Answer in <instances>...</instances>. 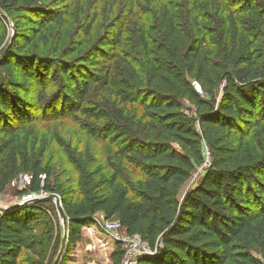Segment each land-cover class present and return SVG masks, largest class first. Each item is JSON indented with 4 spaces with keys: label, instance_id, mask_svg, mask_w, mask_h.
I'll return each instance as SVG.
<instances>
[{
    "label": "trees",
    "instance_id": "obj_1",
    "mask_svg": "<svg viewBox=\"0 0 264 264\" xmlns=\"http://www.w3.org/2000/svg\"><path fill=\"white\" fill-rule=\"evenodd\" d=\"M210 1L219 12L218 21L225 25L217 50L208 42L216 36L214 25H201L200 3L188 0L196 33L185 50L177 44L168 57L169 52L158 49L139 28L134 32L139 49L135 53L143 57L119 53L114 47L121 42L125 22L121 20L110 29L109 40L101 41V47L111 48L110 55L101 57L102 65L93 66L96 72L91 79L73 85L68 70L61 69L66 87L54 102L70 100L67 105L75 104L88 117L83 125L89 134L117 142L115 151L112 145L107 153L113 151L111 160L106 158V171L82 172L75 184L51 180L53 171L50 164H44L45 151L38 152L21 134L20 118L32 112L22 111L17 104V98L23 101L27 95L22 93L20 98L12 63L1 58L0 193L17 174L29 172V190L50 191L61 198L72 240L83 225L96 222V213L116 217L152 248V253L139 255L136 264H221L227 260L264 264V154L242 152L247 123L259 124L261 119L264 52L255 47V39H245L241 45L246 35L228 0ZM32 3L0 0V7L12 15L22 9L32 12ZM247 3L257 25L264 26V3ZM156 4L168 20L169 36H181L169 6L162 0ZM3 40L0 34V54ZM225 52L231 62L220 61ZM187 73L210 99L200 96ZM31 76L42 81L40 73ZM6 86L10 90H2ZM180 97L197 106L195 115L181 111ZM43 98H38L37 107L44 112L47 100ZM202 139L213 159L179 199L180 188L203 163ZM123 169L139 177L131 181ZM45 216L44 200L0 211V264H20V256L27 252L35 255L31 264H44L42 250L54 231V223ZM120 253L113 264H119L123 250Z\"/></svg>",
    "mask_w": 264,
    "mask_h": 264
},
{
    "label": "rangeland",
    "instance_id": "obj_2",
    "mask_svg": "<svg viewBox=\"0 0 264 264\" xmlns=\"http://www.w3.org/2000/svg\"><path fill=\"white\" fill-rule=\"evenodd\" d=\"M32 1L34 8L32 12L22 9L15 14L8 15L0 7V16L3 19V22H0V34L4 38L0 59L4 57V61L12 63L14 77L20 83L16 88L21 94L20 98L22 93L27 95L23 97V101L17 98L20 109L24 112L28 110L32 112V115L20 118L24 125L21 134L29 139L38 152L45 151L44 164H50L53 171L51 180L57 178L59 181H73L72 183L75 184L82 172L100 170L99 174L104 173L108 164L106 158L110 157L111 160L110 153H113L112 151L107 154L109 148L114 145L113 150L115 151L117 142H111L110 138L104 141L89 134L83 125L88 117L75 104L67 105L70 100L67 102L65 98H60L54 102V97L64 92L66 87L65 76L61 69L68 70L73 85L79 84L81 79H91L96 72L93 66L102 65L101 57L108 59L110 55L111 48L101 47V41L109 40L110 29L121 20L125 22L121 42L114 47L115 51L141 59L143 55L135 53L138 46H135L137 42L134 39V32L142 28L147 40L158 49L159 47L166 49L169 52L167 56L170 57L171 52L174 54L177 44L185 50L195 37L193 16L188 8V0H162L175 14V26L180 30L181 36L170 37L168 20L157 7V0ZM228 1L232 13L238 15V19L241 20L240 28L246 35L241 45L245 44V39H255V47L264 52V26L257 25L255 13L249 10L247 3L252 2L255 5L260 1L264 3V0ZM198 3H200L201 25H214L211 26V29L216 31L214 42L213 40L208 42L214 50H217L220 45L219 32L225 30V25L218 21L219 12L210 0H198ZM4 14L9 19H6ZM254 24L257 27L251 29V25ZM102 54L105 56H101ZM160 57L163 56L160 55ZM219 59L224 63L231 62L226 52ZM2 73L0 68V77H3ZM39 73L42 75V81L31 76L39 75ZM186 76L199 91L201 97L210 99L203 90H200L194 76L188 73ZM2 90L10 89L6 86ZM219 95L218 92L217 97ZM42 96L44 100H47V109L44 112L42 108L37 107V100ZM179 101L183 113L189 116L195 115L197 106L193 102L187 97H180ZM258 110L261 118L259 124L247 123L249 127L242 150L245 154H264V102L260 103ZM197 128L201 131L198 123ZM201 144L203 163L194 168L190 178L182 185L177 194L179 199H182L186 190L193 186L203 173L209 147L203 139ZM175 145L179 147L176 143ZM123 170L125 177L131 181L139 177L137 173L133 175L130 169ZM29 179V172L23 171L17 174L0 193V207L36 195L51 193L50 191L33 192L29 190ZM44 209L45 219H51L54 223V231L51 238L46 241V247L42 253L45 254L44 264H54L62 247L65 225L54 199L44 200ZM95 216L102 219L103 215L96 213ZM120 249L123 250V246L119 248V244L111 239L110 234L99 225L85 224L79 229L74 240L68 236L61 262L113 264L121 254ZM255 253L261 256L259 252ZM123 255L119 264L124 259ZM34 258L35 255L29 252L24 253L20 256V264H31ZM221 264L233 263L227 260Z\"/></svg>",
    "mask_w": 264,
    "mask_h": 264
},
{
    "label": "built area",
    "instance_id": "obj_3",
    "mask_svg": "<svg viewBox=\"0 0 264 264\" xmlns=\"http://www.w3.org/2000/svg\"><path fill=\"white\" fill-rule=\"evenodd\" d=\"M207 154L208 157L204 167L209 166L212 161V153L210 149L208 150ZM102 215V219L98 218V216H95L96 222L94 223L108 232L110 234V238L116 243H119L121 246H123L124 259L121 264H136V260L139 255L152 253L151 246L146 240L142 238L139 233L131 234L127 231L125 226L122 225L120 220L106 218L104 214ZM94 223H91L90 225Z\"/></svg>",
    "mask_w": 264,
    "mask_h": 264
},
{
    "label": "water",
    "instance_id": "obj_4",
    "mask_svg": "<svg viewBox=\"0 0 264 264\" xmlns=\"http://www.w3.org/2000/svg\"><path fill=\"white\" fill-rule=\"evenodd\" d=\"M4 17L6 19H9V17L6 14H4ZM49 199H54L55 200V202L57 204V208H58L59 213L61 214V216L63 218V222H64V225H65V233L63 235L62 247H61V250L58 253V255L56 257V260H55V263H54V264H59L61 262V258L63 257V249L67 245L69 234H68V218H67L65 210L63 208V204H62L61 198L59 196H57V194L51 192L50 194L36 195V196H33L31 198H27V199L22 200V201L17 202V203L9 204L7 206H2V207H0V211H6V210H9V209L20 207V206L28 204L30 202H35V201H39V200H49Z\"/></svg>",
    "mask_w": 264,
    "mask_h": 264
}]
</instances>
